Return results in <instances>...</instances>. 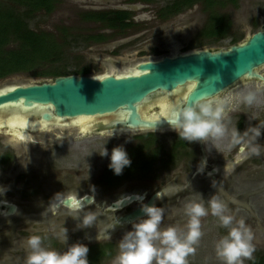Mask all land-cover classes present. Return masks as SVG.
Returning <instances> with one entry per match:
<instances>
[{
	"label": "rangeland",
	"instance_id": "374dc122",
	"mask_svg": "<svg viewBox=\"0 0 264 264\" xmlns=\"http://www.w3.org/2000/svg\"><path fill=\"white\" fill-rule=\"evenodd\" d=\"M142 1L133 0L134 4H128V9L125 5L128 2L125 1L107 3L103 0H61L53 13L45 15L37 12L26 21L27 26L35 32L49 34L61 50L60 58L52 63L35 65L28 72L0 79V89L52 82L53 77L44 76L48 73L78 76L85 69V75L91 77L117 75L139 62L158 60L165 56L199 49L224 51L233 44L243 43L253 33L264 28V0H237L235 6L225 0H216L217 3L208 8L202 2H193L175 16L168 17L160 16V10L173 0ZM8 7L15 8L8 0H0V9ZM114 8L133 12L131 27L116 31L105 28L103 24H89L79 19L87 10ZM15 11L22 13V9L17 7ZM210 13H216L228 21L229 28L223 38L202 36V31L208 27L206 24ZM216 20L221 19L217 17ZM63 28L69 34L65 42L60 35V29ZM97 33L105 35V40H86L89 35ZM259 72L264 76V66ZM249 92L256 94V100L251 105L245 104L243 100ZM225 94L217 99L225 101V123L229 130L238 124L241 125L240 129L237 127L240 132L249 126L264 125V85L243 81L225 91ZM170 101L175 102L176 97ZM155 112L157 109L153 107ZM238 117L242 119L240 123H237ZM5 133L1 132L0 135V155L8 153L10 159L7 166L0 165V186L9 190L0 200L15 205L17 211L12 216H0V264H24L27 239L33 235L41 236L44 246L58 252L64 251L66 244L59 238L62 227L68 230V245L80 242L90 249L111 244L112 257L99 264H118L117 245L123 232L130 230L131 224L118 226L110 240L99 238L89 242L85 235L94 238L100 226L75 230L77 222L72 218L75 215L82 216L87 211H95L99 213L100 221L110 222L113 216L127 213L138 204H131L117 212L106 211L107 206L128 195L143 193L146 199L154 193L160 194L155 205L164 209L161 228L172 226L178 230H186L188 221L184 214L188 202H185L187 198L184 197H193V192H196L207 200L216 194L227 204L235 218L243 219L251 230L252 243L256 249L253 256L264 255V149L259 156H251L237 163L235 161L233 171L239 175L233 183L230 177L212 179L197 173L199 153L203 154V169L210 166L212 159L213 164L214 161L223 165L228 162L232 152H235V148L231 152L226 150L228 135L219 139L210 138L204 144L199 141L188 143L181 139L185 147L178 149L173 164L164 168L169 146L180 139L176 138L174 131L113 133L105 147L109 153L118 145H123L126 152L130 149L127 154L131 165L123 170L122 174H130L126 177L122 174L114 178L106 177L107 182H113L108 185L103 181L105 171L109 169L108 157L102 158L96 153L100 151L98 146L105 143L112 132H80L73 125H57L40 132H29V140L33 143L25 141L22 144L4 136ZM257 143L264 145V130ZM154 154L157 157L149 170L138 172L145 167L144 160H150ZM57 193H61L60 199L90 195L93 202L84 208L56 207L59 200H50ZM200 221L202 236L193 245L195 252L187 257L188 264H221L216 257L214 245L226 233V229L221 228L210 213L201 217ZM248 262L246 260L245 264Z\"/></svg>",
	"mask_w": 264,
	"mask_h": 264
},
{
	"label": "water",
	"instance_id": "95a60500",
	"mask_svg": "<svg viewBox=\"0 0 264 264\" xmlns=\"http://www.w3.org/2000/svg\"><path fill=\"white\" fill-rule=\"evenodd\" d=\"M263 66L264 28L253 33L243 43L232 45L224 51L199 49L139 62L132 68L138 74L122 76L125 79H114V74H106L104 77L107 79L69 75L56 77L52 82L13 85L11 90L0 94V123L4 125L0 128V134L4 132L2 128H8V119L20 116L44 123L57 121L59 125L66 126L73 124L63 121L79 117H113L111 122L98 123L85 131H98V134L168 130L171 128L167 120L179 107L201 99L226 96L225 91L243 81L264 85V76L259 72ZM171 95L176 97V101L170 105V116L159 119L151 116L146 119L144 115H147L150 106L157 105ZM46 108H51V111ZM155 109L158 108L155 106ZM27 138L22 142L27 141ZM155 194L145 201L143 194L123 197L107 206L106 211L117 212L131 204H138L129 212L117 216L119 226L131 224L142 217L141 203L155 204ZM92 202L93 197L90 195L77 199L65 197L56 207L84 208ZM5 208L6 215L15 212L13 205Z\"/></svg>",
	"mask_w": 264,
	"mask_h": 264
},
{
	"label": "clouds",
	"instance_id": "9594fccd",
	"mask_svg": "<svg viewBox=\"0 0 264 264\" xmlns=\"http://www.w3.org/2000/svg\"><path fill=\"white\" fill-rule=\"evenodd\" d=\"M243 100L245 104L251 105L256 100V94L249 92ZM226 117L225 101L209 98L177 108L167 121L171 130L188 143L199 141L204 144L210 138L219 139L228 135L226 150L231 152L234 148L237 149L236 162L259 156L264 145L257 141L264 125L249 126L243 132L238 131L237 127L229 130L225 123ZM112 137L113 132L105 143L98 146L100 151L96 154L102 158L108 157L109 170L119 176L131 165V160L123 145L112 148L109 153L105 145ZM233 167V161H228L224 163L223 170L231 171ZM202 171L203 165L198 166L197 173ZM214 183L215 181L212 187ZM8 190L7 187L0 186V197ZM193 193V198L184 207V214L188 218L186 230H178L172 226L162 229L164 209L155 204L141 203L142 217L131 222L130 230L124 231L118 242V264H188L187 257L195 252L193 245L197 244L202 236L200 218L209 213L217 219L221 228L226 229V233L221 235L214 245L216 257L221 264H245L246 260H252L256 249L252 243L253 234L244 220L236 219L227 204L216 194L205 200L200 193ZM159 196L160 194L156 193L155 199ZM60 197L61 193H57L50 201L60 200ZM72 220L77 222L75 230L100 226V231L94 238L85 235L89 242L99 238L110 240L112 232L120 225L116 216L107 223L100 221L99 213L95 211L84 212L82 216L75 215ZM67 233L65 227L60 229L59 238L66 244L62 252L44 246L39 235L28 237L24 264H89L87 245L80 242L68 245Z\"/></svg>",
	"mask_w": 264,
	"mask_h": 264
},
{
	"label": "trees",
	"instance_id": "16d2710c",
	"mask_svg": "<svg viewBox=\"0 0 264 264\" xmlns=\"http://www.w3.org/2000/svg\"><path fill=\"white\" fill-rule=\"evenodd\" d=\"M8 1L11 5H14L15 8L8 7L7 9H0V79L20 72H28L38 64L58 61L61 53L57 43L49 34L42 31L35 32L29 29L26 22L27 20L32 19L37 12H42L45 15L53 13L54 10L59 6L58 1ZM226 1L234 6L237 4V0H225V2ZM193 2H202L207 8L214 5L215 2L217 3L216 0H173L169 1L165 7L160 10V16H175L181 11V9L189 7ZM220 4L223 3L221 2ZM16 7L22 9V13L16 12ZM130 16L131 13L129 12H86L79 16V19L82 22H87L89 24H103L105 28L122 31L132 26V23L128 22ZM217 17L221 20H216ZM208 18V24H206L208 27L205 26L206 31L204 28L202 31V36L213 39L223 38L229 28L228 21H224V18L216 15V13H210ZM60 32V35L62 36L61 39L65 42L69 36L67 29H60ZM86 40L101 42L105 40V35L102 33L89 35ZM86 72L87 70L84 69L78 73V76H86ZM44 76H51L55 79L56 77H61L64 75L60 74L59 72H54L44 74ZM147 138L150 137L148 136ZM176 138H178V136H176ZM183 144L184 143L181 141V139L172 142L171 149L168 152L171 155L168 156L166 163L163 165L164 168L173 164L177 155V149L178 147L183 146ZM130 151L131 150L129 149L127 153ZM156 157L157 155L154 154L150 160L145 159L143 163L145 167H143V169L138 172H147L149 167L155 163ZM126 175L125 173L122 174L123 177H126ZM104 176V183L111 185L113 182H107L106 177L111 176L114 178L115 175L108 169L105 171ZM112 255L113 246L111 244H105L100 246V248L92 247L88 252L89 264H99L103 260L110 259ZM260 255H254L253 259L250 260L248 264H264V255Z\"/></svg>",
	"mask_w": 264,
	"mask_h": 264
},
{
	"label": "bare ground",
	"instance_id": "6f19581e",
	"mask_svg": "<svg viewBox=\"0 0 264 264\" xmlns=\"http://www.w3.org/2000/svg\"><path fill=\"white\" fill-rule=\"evenodd\" d=\"M137 74L138 73L134 69L131 68L128 71H125L121 74H117L115 76L116 77H122L124 75H137ZM105 75L106 74L99 76V77H94V78H101V77H104ZM12 88H13V86H6L5 88H1L0 94L6 92L8 90H11ZM184 96H183L182 100H184ZM172 97L167 98L166 100L160 101L158 103H156V102L153 103V104L156 103L157 105H153L150 107L148 106L149 109H148V112L146 113L147 115H144L146 117V119L151 118V116H155L156 119L157 118L158 119L159 118H165V117L170 116L169 115L170 110H171L170 105L173 104L172 101H170L172 99ZM155 106L158 108L157 113L156 112L153 113V107H155ZM46 110L51 111V108H46ZM149 111H151V112H149ZM112 119H113V117H111V116H103V117H98V118L97 117H79L76 119L63 121V123L66 122V124H73V126H76V128H78V130L80 132H85V131H88L91 127L98 125V123H103V124L106 123L107 124L108 122H111ZM21 123H23V127L20 126ZM59 123L60 122H57V121L55 123H44L40 120L34 121V120H31L27 117L20 116V117L14 118V119H10V120L8 119L6 122V125H8V128L7 129L2 128V130H4V132L6 131L7 133H9L11 135V137L18 139V140H21V142H22L26 139V137L28 135L27 134L28 131H35V130L41 131L44 129H49L52 126L59 125ZM2 125L0 123V128L2 127Z\"/></svg>",
	"mask_w": 264,
	"mask_h": 264
},
{
	"label": "flooded vegetation",
	"instance_id": "af4514ba",
	"mask_svg": "<svg viewBox=\"0 0 264 264\" xmlns=\"http://www.w3.org/2000/svg\"><path fill=\"white\" fill-rule=\"evenodd\" d=\"M56 1H61V0H56ZM104 2H107V3H112V2H128V3H126L125 5H126V7H128L129 5L128 4H134V2H133V0H124V1H121V0H103ZM137 2H143L142 0H136ZM131 6V5H130ZM130 7H128V9H129ZM128 9H125V10H123V9H119V8H114V9H107V10H94V9H91V10H87L88 12H109V11H117V12H129V13H131V16H132V11H130V10H128ZM131 16H130V19H129V21L128 22H131V23H133L132 21H131ZM218 97H216V98H214V99H217ZM241 118H237V123H240L241 122ZM97 124V123H96ZM55 127V126H54ZM238 129H240L241 128V125L240 124H238ZM45 130V129H44ZM42 131V130H41ZM29 132H31V131H29ZM33 132H40V130H35V131H33ZM98 132V131H97ZM96 132V134H98ZM1 135V134H0ZM7 136V137H11V136H9V134H4V136ZM28 136V135H27ZM12 138V137H11ZM29 136H28V138H27V141H28V143H33V141H30L29 140ZM13 139V138H12ZM14 141H16V142H18L19 144L21 143H24V142H21V140H16V139H13ZM185 145L186 144H183V146H180V147H178V149L180 150L181 148H184L185 147ZM170 149H171V145L169 146V151H170ZM178 149H177V152H178ZM201 151V150H200ZM233 151H235V152H232L233 154H231L230 155V157H229V159H228V161H233V163H234V165H236V163H235V160H234V156H236V152H237V149H234ZM199 153V152H198ZM171 154L170 153H168L166 156H165V158L167 159L168 158V156H170ZM199 157H198V164H199V166L202 164V162H203V157H202V155L199 153ZM9 159H10V154H8V153H2L1 155H0V165H6L7 166V164L9 163ZM215 162V164H213V159H212V162H211V164H210V166H208V168L207 169H203V171L202 172H200V174H203V175H205V176H210L212 179L214 178V177H218V178H226V177H230V178H232V181H233V183L234 182H236L237 181V176L239 175V174H235V170L233 171V169L231 170V171H228V170H223L224 169V165L221 163V162H217L216 163V161H214ZM214 172V174H210L211 172ZM230 173H231V175H230ZM230 175V176H229ZM136 195H142V194H136ZM143 195H144V197L146 196V194H144L143 193ZM129 196V195H128ZM151 196V195H150ZM149 196V197H150ZM193 196V195H192ZM69 197V196H68ZM71 197V196H70ZM148 197V198H149ZM65 198V197H64ZM147 198V199H148ZM184 198H187V199H192L193 197H190V198H188V197H184ZM63 199V198H62ZM146 199V197H145V199H144V201L145 200H147ZM187 199H185V202H189V200H187ZM61 200V199H60ZM59 200V201H60ZM187 200V201H186ZM59 202H57L56 204H58ZM8 205H13V204H10V203H6V202H4L3 200H0V216L2 217V216H12V215H14L15 213H16V211H17V207L15 206V205H13L14 207H15V212L13 213V214H11V215H6L5 213H6V208H5V206H8ZM257 255H260V254H257ZM261 255H263V254H261ZM260 255V256H261Z\"/></svg>",
	"mask_w": 264,
	"mask_h": 264
},
{
	"label": "snow or ice",
	"instance_id": "6c2138e0",
	"mask_svg": "<svg viewBox=\"0 0 264 264\" xmlns=\"http://www.w3.org/2000/svg\"><path fill=\"white\" fill-rule=\"evenodd\" d=\"M99 79H107L105 77H101ZM114 79H125L124 77H114ZM21 127H23V123L20 124Z\"/></svg>",
	"mask_w": 264,
	"mask_h": 264
}]
</instances>
